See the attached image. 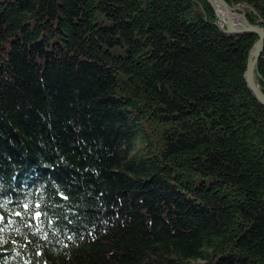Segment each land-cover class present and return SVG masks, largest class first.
I'll return each instance as SVG.
<instances>
[{"label":"trees","instance_id":"16d2710c","mask_svg":"<svg viewBox=\"0 0 264 264\" xmlns=\"http://www.w3.org/2000/svg\"><path fill=\"white\" fill-rule=\"evenodd\" d=\"M224 29L205 0H0V264H264L258 37Z\"/></svg>","mask_w":264,"mask_h":264},{"label":"water","instance_id":"95a60500","mask_svg":"<svg viewBox=\"0 0 264 264\" xmlns=\"http://www.w3.org/2000/svg\"><path fill=\"white\" fill-rule=\"evenodd\" d=\"M205 1H207L213 9L214 6H217L220 9L222 13L221 20L225 27L224 29L225 33L230 35H242L245 33H250L258 37V40L254 45V48L251 51L250 57L247 61V67L244 78L249 91L253 94L254 98L264 107V94L259 89L255 81V68L263 51L264 27L248 23L245 19V16L242 14H238L237 12H234V9L231 8L225 2V0H205ZM235 13L236 15H240L241 17L240 19L241 24L239 26L235 25L234 20L232 18V15ZM218 19L220 18L218 17Z\"/></svg>","mask_w":264,"mask_h":264},{"label":"bare ground","instance_id":"6f19581e","mask_svg":"<svg viewBox=\"0 0 264 264\" xmlns=\"http://www.w3.org/2000/svg\"><path fill=\"white\" fill-rule=\"evenodd\" d=\"M226 2V1H225ZM227 3V2H226ZM214 10H215V12H216V14H217V16L220 18L219 20L222 22V20H221V16H222V13H221V11H220V9L217 7V6H214ZM232 18H233V20H235L236 18H238L235 14H233L232 15ZM240 19V18H239ZM223 23V22H222ZM235 23V22H234ZM236 25V24H235ZM237 26H239V25H237Z\"/></svg>","mask_w":264,"mask_h":264},{"label":"rangeland","instance_id":"374dc122","mask_svg":"<svg viewBox=\"0 0 264 264\" xmlns=\"http://www.w3.org/2000/svg\"><path fill=\"white\" fill-rule=\"evenodd\" d=\"M235 15H236V13H235ZM238 18H236L235 20H234V22H235V24H236V26L237 25H240L241 24V17H240V15H236ZM240 18V19H239Z\"/></svg>","mask_w":264,"mask_h":264}]
</instances>
